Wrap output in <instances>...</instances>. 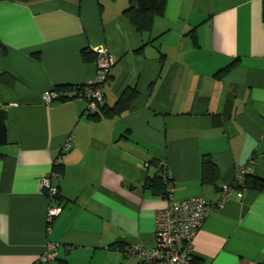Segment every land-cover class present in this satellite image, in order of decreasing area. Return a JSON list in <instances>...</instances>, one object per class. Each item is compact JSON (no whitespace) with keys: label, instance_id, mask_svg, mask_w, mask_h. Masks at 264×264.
I'll use <instances>...</instances> for the list:
<instances>
[{"label":"crops","instance_id":"0c3cea01","mask_svg":"<svg viewBox=\"0 0 264 264\" xmlns=\"http://www.w3.org/2000/svg\"><path fill=\"white\" fill-rule=\"evenodd\" d=\"M128 5L0 1V74L15 78L0 83L8 139L0 146V264H141L123 250L155 244V213L168 199L146 181L161 161L174 200L217 205L239 168L264 179V0H166L148 33L124 16ZM100 46L116 62L89 115L76 90L94 80L96 64L81 51ZM60 86H71L60 91L65 99L44 102ZM126 90L136 99L106 114ZM204 155L218 169L215 184L201 182ZM48 173L61 207L50 224L40 184ZM49 245L56 256L41 263ZM192 254L197 264H264V190L214 207Z\"/></svg>","mask_w":264,"mask_h":264},{"label":"built area","instance_id":"2783aa9c","mask_svg":"<svg viewBox=\"0 0 264 264\" xmlns=\"http://www.w3.org/2000/svg\"><path fill=\"white\" fill-rule=\"evenodd\" d=\"M96 76L94 80L76 95L86 100V112L94 113L103 100L102 84L106 74L115 64L116 59L105 47H98L95 51ZM78 89V88H77ZM58 99L56 91H47L43 100L49 103ZM245 168H239L235 179L227 185L221 186L220 201L217 205H210L202 196H192L174 200L172 195L173 178L169 165L165 161L160 164V176L167 186L168 203L155 213V244L151 247L128 246L123 250L125 256L136 257L141 264H191L193 259L192 242L203 221L214 207H221L231 195L239 198L245 189H239L244 179ZM51 174V173H50ZM46 174L41 179V189L49 198L46 222L50 224L61 211L56 195L57 187L51 182V175ZM54 245H49L46 253L40 258L41 263H48L54 259L56 252Z\"/></svg>","mask_w":264,"mask_h":264},{"label":"trees","instance_id":"16d2710c","mask_svg":"<svg viewBox=\"0 0 264 264\" xmlns=\"http://www.w3.org/2000/svg\"><path fill=\"white\" fill-rule=\"evenodd\" d=\"M10 1H15L20 3H32L41 0H10ZM165 6H166V0H129V5L124 11V16L132 24V26L136 29V31H138L139 33H148L152 28L154 19L156 17L163 16L165 11ZM262 21H264V11H262ZM81 55H82V59L86 62L95 61L96 59V54L93 53L92 51H89L88 49H82ZM235 64H236V60L232 61L229 65L222 68L220 72L227 71ZM110 70L106 74L105 80L108 79ZM14 82H15V78L12 75L8 73L0 74V83L10 87L13 86ZM81 87H82L81 85H77L74 88L79 89ZM70 88L71 86H60V87H55L53 90L57 91L59 100H64L65 94L61 92L70 90ZM136 97H137V92L135 90H126L118 98L113 109H106V108H102V109L105 110L106 114L117 113V112L121 113L130 106V104L136 99ZM100 106L101 105H98L99 108ZM6 121H7V111L4 107L0 106V146L8 142ZM158 173H159L158 176L156 175L154 177L148 178V180L146 181V186L148 188H151V190L155 194L166 197L167 186L164 183L162 177L160 176V169ZM200 174H201L202 183L215 184L218 179V169L216 165L212 163L211 159L206 155L202 156L201 159ZM237 186L239 189L241 188L245 190L252 189L257 192H260L264 190V179H261L255 175H245L244 173L243 183ZM55 199L56 200L59 199L58 193ZM58 264H66V261L59 260ZM191 264H197L194 256Z\"/></svg>","mask_w":264,"mask_h":264}]
</instances>
